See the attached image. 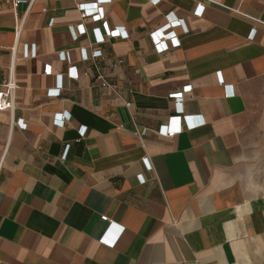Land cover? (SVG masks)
Here are the masks:
<instances>
[{
    "label": "crops",
    "instance_id": "crops-1",
    "mask_svg": "<svg viewBox=\"0 0 264 264\" xmlns=\"http://www.w3.org/2000/svg\"><path fill=\"white\" fill-rule=\"evenodd\" d=\"M103 8L127 39L95 44L101 23L73 0H0V82L17 84L0 110V264H264V0ZM169 19L180 45L158 53L149 32ZM175 114L202 122L158 134Z\"/></svg>",
    "mask_w": 264,
    "mask_h": 264
},
{
    "label": "built area",
    "instance_id": "built-area-1",
    "mask_svg": "<svg viewBox=\"0 0 264 264\" xmlns=\"http://www.w3.org/2000/svg\"><path fill=\"white\" fill-rule=\"evenodd\" d=\"M75 3V8L77 9L79 16L81 19L89 18L92 19L94 22L101 23V26H95L91 29L92 34H94V42L95 44H102L105 42V40L109 38H117V39H127L129 37V34L124 29H115L111 30L107 27L105 23L104 18V8L103 5L106 3H109L111 0H92L90 2H79L77 0H73ZM10 5H12L13 8H16L19 4L26 3L30 6L32 0L26 1V0H9ZM203 10V5L198 4L195 10V14L198 16H201ZM16 15V12L14 13ZM19 25L17 27V32L22 27L23 20H19ZM181 20H172L169 19L165 24L159 26L158 28H155L153 31L149 32V39L151 41V44L154 49L158 53H163L171 48H177L180 45V39L177 35V33L173 29L174 23L180 24ZM103 30H102V29ZM72 31H74L75 34L82 35L87 32V29L84 27L82 23L75 26V28L72 26ZM83 50V58L84 60L90 59L95 60L99 57H101V51L98 49L92 50V52L87 55L86 50L82 48ZM34 52H31L30 55H33ZM64 59L68 61V54L67 52L63 53ZM27 56V54H26ZM29 56V55H28ZM47 72L50 71V68L47 67ZM69 75L71 78L76 79L77 73L75 70V67H70ZM93 82L101 87L105 88H111L112 91L117 95L118 93L115 92V89L111 87L109 81L105 79L103 74L100 72L98 68H96L95 75L93 77ZM17 87V84H15L14 78L12 75H9L5 80L0 82V110L7 111L9 114H12L14 109V95H15V89ZM58 93V91L56 92ZM172 97L174 98V101L176 105H180L182 101V95L180 93H173ZM127 106V104H126ZM65 119L62 116L57 115L55 118V123L62 126L64 124ZM202 121L199 123H194L190 116H183L180 114L172 115L167 119L165 124H161L158 129V134L167 137L172 138L175 135H178L182 133L184 130L189 131V129L196 127L201 124ZM20 127L24 128L23 124H19ZM84 132L81 133V136H83ZM139 138H141L142 133H138ZM67 150V149H66ZM66 150L63 152V156L66 154ZM102 221H107L106 216L100 217ZM108 230L101 236V240L105 242L108 245H113V241L109 239L107 236L114 233V235H118L121 233L122 229L115 225V223L110 222ZM116 230V231H115ZM114 231V232H113Z\"/></svg>",
    "mask_w": 264,
    "mask_h": 264
}]
</instances>
